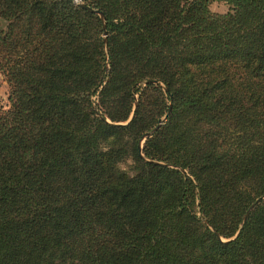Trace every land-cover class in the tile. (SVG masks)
Listing matches in <instances>:
<instances>
[{"label":"trees","instance_id":"trees-1","mask_svg":"<svg viewBox=\"0 0 264 264\" xmlns=\"http://www.w3.org/2000/svg\"><path fill=\"white\" fill-rule=\"evenodd\" d=\"M209 1L0 0V264H264V0Z\"/></svg>","mask_w":264,"mask_h":264},{"label":"rangeland","instance_id":"rangeland-1","mask_svg":"<svg viewBox=\"0 0 264 264\" xmlns=\"http://www.w3.org/2000/svg\"><path fill=\"white\" fill-rule=\"evenodd\" d=\"M208 7L212 11L224 12L228 9V4L222 0H211L209 1ZM7 90L8 85L5 76L0 71V107L2 108L8 105Z\"/></svg>","mask_w":264,"mask_h":264},{"label":"water","instance_id":"water-1","mask_svg":"<svg viewBox=\"0 0 264 264\" xmlns=\"http://www.w3.org/2000/svg\"><path fill=\"white\" fill-rule=\"evenodd\" d=\"M79 5H80V6H84V7H86L88 10L93 11V12H95V13L98 14V16H99V18H100V20H101V22H102V36H103V39H104V41H105L106 30H105L104 17H103L102 12L99 11L98 9H95V8H92V7H88V6L84 5L82 2H79ZM106 50H107V48H106V44H105V42H104V52H105V53H106ZM153 81H154V80H153ZM163 89L166 90V87L163 86ZM130 116H131V114H130ZM164 118H165V115H163L162 117H160V118L158 119V122L156 123V125L152 128V130H154L155 128H157V126L159 125V123H160ZM148 134H150V131L145 132V133L143 134V136L148 135ZM143 136H142V137H143ZM137 147H138V149L140 150V147H141V139L138 141V143H137ZM257 200H258V198L255 199V201H253L252 203H250V204L248 205L247 209L245 210V212H244V214H243V216H242V220L245 218V216H246L248 210L254 205V203H255ZM212 230H214V229H212ZM236 233H237V232H236Z\"/></svg>","mask_w":264,"mask_h":264},{"label":"built area","instance_id":"built-area-1","mask_svg":"<svg viewBox=\"0 0 264 264\" xmlns=\"http://www.w3.org/2000/svg\"><path fill=\"white\" fill-rule=\"evenodd\" d=\"M72 1H74V2H78L79 0H72Z\"/></svg>","mask_w":264,"mask_h":264}]
</instances>
